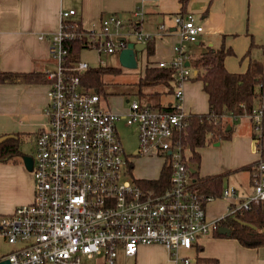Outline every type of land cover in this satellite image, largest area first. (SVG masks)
I'll use <instances>...</instances> for the list:
<instances>
[{"label": "built area", "instance_id": "1", "mask_svg": "<svg viewBox=\"0 0 264 264\" xmlns=\"http://www.w3.org/2000/svg\"><path fill=\"white\" fill-rule=\"evenodd\" d=\"M75 14V10L60 13V28L52 41L51 53L59 66L46 73L48 125L36 137L31 171L34 200L0 219V238L16 246L5 260L10 264H116L121 253L132 258L142 246L162 245L175 264H195L196 259L185 253H198L201 240L217 231L222 219L254 208L264 211V162L260 157L251 173L252 194L238 199L235 188H225L220 197L233 203L225 217L209 221L207 204L218 197L193 189L191 154L181 142L191 117L183 109L184 85L194 77L187 66L190 57L177 46L176 59L159 64L176 69L175 112L129 100L127 111L118 114L103 106L105 97L83 86L80 75L89 70V63L63 66L64 43L77 36L66 31V22ZM142 15V8H137L134 17ZM126 23L119 15L104 17L99 29L89 31V49L120 53L130 43L129 35L121 33ZM176 23L183 42L197 43L204 31L192 14L178 16ZM133 32L134 44L155 39ZM244 116L257 132H263L264 94L252 113ZM121 120L138 131L136 156L164 157L158 179L134 178L117 130ZM164 168L168 184L147 186L160 179Z\"/></svg>", "mask_w": 264, "mask_h": 264}, {"label": "crops", "instance_id": "2", "mask_svg": "<svg viewBox=\"0 0 264 264\" xmlns=\"http://www.w3.org/2000/svg\"><path fill=\"white\" fill-rule=\"evenodd\" d=\"M137 8H142L143 12L139 18L134 17ZM181 9L180 0H0V74H46L55 71L59 63L51 53L52 41L60 28V13L69 10L76 12L71 20L81 21L86 31L99 29L101 20L113 14L125 18L127 22L121 29L123 36H131L135 30L132 24L140 22L141 33L150 34L155 38L153 56L148 57L146 50L140 52L145 69L148 64L159 67L163 62L172 63L177 57L175 50L177 46H182L183 53L191 60L202 54L207 47L217 49L225 41L227 47H231L234 56L237 57L234 59L227 57L225 66L230 73L236 74L247 71L250 59H256L253 57L256 50L262 53V50L255 48L250 57H245L252 44V37L257 45L264 46V0H190L185 10L186 14L194 15L197 24L204 27L195 44L183 42L181 39V27L176 23V18L181 16L179 15ZM134 41L129 40L130 43ZM240 57H243L242 63L237 61ZM189 64L195 76L192 61ZM156 88L161 89L155 93L168 95L171 99L162 101L164 96L161 95L159 103L153 104L173 107L176 105L175 79L170 86L159 85ZM48 90L47 79L41 83H26L23 80L0 82V138L20 134L22 151L24 138L32 137L36 144L38 133L48 125V118L45 115L49 103ZM132 100L139 101L137 97ZM139 102L143 106L148 104ZM183 109L190 115L208 112V95L204 92L202 81L192 79L185 83ZM112 110L118 114L127 111L124 108ZM226 118L228 121L226 125L234 130L235 120L231 115ZM250 126L246 132H240L235 141L241 139L247 149L249 148L251 159L240 156L238 162L233 159L230 164H218L215 167L206 163L205 147L200 150L201 163L198 171L201 178L227 173L230 175L231 171L259 161L261 157L259 149H264V138L259 140L262 133L255 130L251 121ZM226 141L232 142V138ZM217 143L219 145H216ZM220 145L219 141L214 142V146ZM23 153L29 156L24 151ZM195 166L193 165V172L197 171L194 169ZM249 174V180L244 186L242 183L237 186L231 185L230 182L228 185L225 183V188H235L238 199L249 196L253 192L251 173ZM33 200L34 177L26 168L24 161L1 163L0 219L13 213L18 206L30 204ZM231 203L233 202L220 196L209 202L206 207L208 220L217 221L225 217ZM214 234L201 240L198 253L192 251L185 254L195 259L215 258L219 264H264V247L246 248L237 240L218 238ZM15 249L16 246L0 238V261L5 260ZM132 259L133 264H175L162 245L142 246Z\"/></svg>", "mask_w": 264, "mask_h": 264}, {"label": "trees", "instance_id": "3", "mask_svg": "<svg viewBox=\"0 0 264 264\" xmlns=\"http://www.w3.org/2000/svg\"><path fill=\"white\" fill-rule=\"evenodd\" d=\"M180 1L182 11L179 15L185 16V10L190 0ZM66 24L67 32H75L77 34L73 40L64 43L67 54L64 57L63 66L70 69L76 63L82 61L81 54L84 50L89 49L91 36L89 31L83 28L81 21L70 20ZM132 25L135 30H141L140 22ZM78 34H81V36ZM255 48L262 50L264 56V46L257 45L252 37V44L245 57H250L252 50ZM146 52L148 57L154 55L155 39L147 41ZM234 55V50L231 47H227L224 41L219 48L207 47L202 54L190 60L192 61L193 69L197 72L192 79L203 82V89L208 95L209 102V110L206 114L191 115L190 124L181 137L182 144L190 151L189 161L192 165H197L198 169L201 163V149L215 141L232 138L234 130L233 128L227 130L228 125L224 124V118L228 115L241 117L245 114H251L264 94V62L251 58L245 73H230L226 69L225 60L227 57ZM175 72L176 69L174 67L161 68L148 64L144 75L138 83L134 84V92L132 91L129 94H133L141 101L142 98L150 95L146 91L148 88H156L159 85L170 86V83L175 79ZM120 73L121 69L119 68L90 67L89 70L80 75V78L83 86L88 91L98 92V94L107 98V84L104 81V76ZM46 79V74L40 73L0 74V82L23 80L26 83H41L46 82ZM145 106L154 110L175 112V107L173 106L155 105L153 103H148ZM262 136H264V130L261 134ZM259 150L261 161L264 162V149ZM25 156L21 150L20 134H15L14 138L7 139L0 144V164L16 163L23 160ZM259 164L260 160L242 169L252 173ZM163 172L158 181H149L147 186L168 184V170H163ZM228 175L229 173L201 178L199 171H194L192 174L193 179H195L193 189L205 196L219 197L223 193L225 179ZM219 226L228 228L231 234L229 236L222 235L217 230L214 232L215 237L237 240L246 248L256 249L264 247V211L260 209L254 208L250 212L237 214L235 217H226L219 222ZM196 264H219V261L215 258L198 257Z\"/></svg>", "mask_w": 264, "mask_h": 264}, {"label": "rangeland", "instance_id": "4", "mask_svg": "<svg viewBox=\"0 0 264 264\" xmlns=\"http://www.w3.org/2000/svg\"><path fill=\"white\" fill-rule=\"evenodd\" d=\"M125 19V18H124ZM130 41H134L133 36H128ZM101 51L97 49H87L84 50L81 54V60L84 62L89 63L91 68H98V67H108V68H119L121 69V73L117 75L107 74L104 76V81L107 84V98L103 101L104 107H109L112 109L115 108H123L127 110L129 107L128 100H132L135 98L132 93L134 84L138 83L140 78L142 77L143 71L145 69V64L140 58L139 53V60L138 66L135 69H128L121 65L120 63V53L117 52L113 55H106L104 53H100ZM138 54V53H137ZM232 59L237 58L235 56H230ZM253 57L256 59H261L264 61V56L259 50H256L253 54ZM243 58V57H242ZM242 58L240 57L237 60L239 63H242ZM102 61V63H101ZM242 61V62H241ZM245 61V60H244ZM239 65V64H238ZM193 68V67H192ZM161 88H148L146 91L150 95L145 96L141 99L143 104L147 103H159L161 95L164 97L162 101H166L170 96L164 94H157L155 91ZM233 117V116H232ZM233 123L234 126V135L232 137V142L226 140H220V146H214V142L207 146L205 152V161L207 164L214 165L215 167L218 164H230L233 162V159L237 161L238 158L246 156L245 159H251L249 148L247 149L246 145L241 142L240 140H236L235 138L241 133L246 132L250 126V120L243 116L238 117L235 119ZM227 118H224V124H227ZM252 123V122H251ZM117 130L119 133L120 141L122 143L125 155L132 161L133 166V176L135 179L138 180H156L160 176V172L164 166V157L161 155L159 156H136L135 151L139 146V139H138V131L136 127L127 125L126 121L121 120L117 123ZM264 130V125H263ZM264 136L260 137L259 140L261 141ZM25 142H23L22 149L23 151L30 155L36 156V144L32 137L24 138ZM260 160V159H259ZM254 163V162H253ZM250 165V164H249ZM248 166V165H247ZM195 170H199L198 166L196 165ZM230 178L226 179L225 183L228 185L231 182V185H238L242 183L243 186L248 182L250 174L248 171L240 168L239 170L231 171ZM234 182V183H233ZM134 259L125 256L121 253L117 259L116 264H133ZM100 264V263H99ZM196 264V263H195Z\"/></svg>", "mask_w": 264, "mask_h": 264}, {"label": "water", "instance_id": "5", "mask_svg": "<svg viewBox=\"0 0 264 264\" xmlns=\"http://www.w3.org/2000/svg\"><path fill=\"white\" fill-rule=\"evenodd\" d=\"M144 50H146V44L144 43H138V44H134V43H129L127 48H125L124 50H122L120 52V63L123 67L128 68V69H135L138 66V59H137V53L143 52ZM187 66H190L189 63H187ZM195 74H197V72H195ZM227 130H230V127L227 128ZM14 135H8V136H4L2 138H0V144L3 143L4 141H6L7 139H11L14 138ZM216 145H219V143H217ZM24 164L26 166V168L29 171L33 170V157L32 156H25L23 158ZM255 228V227H254ZM219 234L222 235H230L231 232L228 228L222 227L220 226L218 229ZM0 264H10L8 260H3L0 261Z\"/></svg>", "mask_w": 264, "mask_h": 264}, {"label": "flooded vegetation", "instance_id": "6", "mask_svg": "<svg viewBox=\"0 0 264 264\" xmlns=\"http://www.w3.org/2000/svg\"><path fill=\"white\" fill-rule=\"evenodd\" d=\"M34 158V156H32Z\"/></svg>", "mask_w": 264, "mask_h": 264}]
</instances>
